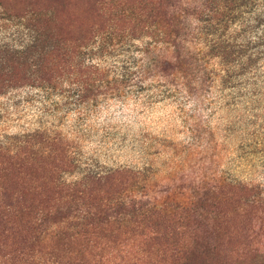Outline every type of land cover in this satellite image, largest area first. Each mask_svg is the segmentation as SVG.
<instances>
[{
  "label": "trees",
  "instance_id": "obj_1",
  "mask_svg": "<svg viewBox=\"0 0 264 264\" xmlns=\"http://www.w3.org/2000/svg\"><path fill=\"white\" fill-rule=\"evenodd\" d=\"M109 1L0 0V18L20 25L15 40L0 44V96L53 85L64 76L82 80L83 102L123 96V76L82 59L98 40L112 49L133 37L125 29L144 24L126 17L113 22V30V17L103 12ZM117 1L141 8L150 25L149 47H157L150 68L190 94L211 87L217 76L227 83L264 61V15L253 26L243 18L264 0H195L193 6L183 0ZM238 23L240 29L232 30ZM32 137L34 143L27 138L12 156L0 152V264H196L205 255L197 247L207 239L190 233L201 225L197 216L217 215L216 204L141 202L133 189L113 186L115 174L86 185L62 183L60 175L74 170L67 145ZM228 214L226 206L219 210L221 224Z\"/></svg>",
  "mask_w": 264,
  "mask_h": 264
},
{
  "label": "rangeland",
  "instance_id": "obj_2",
  "mask_svg": "<svg viewBox=\"0 0 264 264\" xmlns=\"http://www.w3.org/2000/svg\"><path fill=\"white\" fill-rule=\"evenodd\" d=\"M261 5L245 10L247 26L264 15ZM140 10L117 0L104 4L113 30V22L126 17L144 24L125 29L133 37L112 49L98 40L82 57L123 76V96L83 102L82 80L73 76L11 90L0 96V152L12 156L38 133L67 145L74 170L60 175L62 183L86 185L115 174L113 186L133 189L141 202L216 204L217 215L197 216L201 225L191 230L207 239L197 247L205 255L196 264H264V61L227 83L217 76L211 87L190 94L150 68L157 47H149L150 25ZM18 25L0 18V44L15 40ZM219 206L229 212L226 223H220Z\"/></svg>",
  "mask_w": 264,
  "mask_h": 264
}]
</instances>
